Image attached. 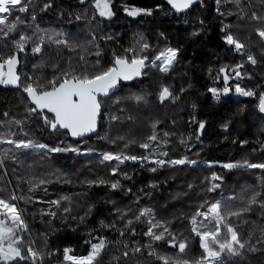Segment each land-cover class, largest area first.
Instances as JSON below:
<instances>
[{
	"label": "trees",
	"instance_id": "1",
	"mask_svg": "<svg viewBox=\"0 0 264 264\" xmlns=\"http://www.w3.org/2000/svg\"><path fill=\"white\" fill-rule=\"evenodd\" d=\"M46 2L52 3L53 7L46 12H42L41 8ZM259 2L261 0H244L243 12L235 15V20L230 18L225 20L223 16L217 15L215 0H209L202 5L196 6L187 15L203 21L204 26L198 27L195 25H182L184 23V21H181L182 18H179L171 10L165 3V0H112L115 15L110 20L99 17L98 13H95L92 0H88L87 5H81L79 0H32L33 8H30V11L36 13V23L41 28L69 33L77 45L86 44L91 39L90 33L95 32L102 55L100 57L87 55V59L89 61L99 59L101 61L100 66L103 67L111 64L113 51L119 54L123 49L135 44L133 35L138 29L141 31V34L146 32L144 37L151 43L152 47L179 48L180 62L177 64L179 67L176 68V73L179 72V74L177 75L178 81L173 87V91L178 92L182 87L187 88L190 83L191 88L189 91L185 92L181 96L180 101L174 104V106L168 102L160 106L161 104L158 102L153 106L154 110L151 113L147 109L140 110L141 116L138 118L139 122L135 120V125L131 129L124 125H117L115 135L117 133L125 134L130 132L131 136L137 141V143L131 145L134 146V152L136 153L127 154L145 155V150L138 145L139 142L146 141L153 131L148 123L150 132H142L147 127V116H149L148 119L152 118L155 121H164L170 127L171 123L167 121V116L169 115L173 121L177 119L178 126L185 129L183 132L186 135L182 143V141L176 140L177 137L170 128L164 127L161 123L155 129L158 135V142L154 150L157 153L162 150H168L169 157L164 159H169L174 147H177L178 152L182 156L186 155L194 160L199 156L201 157L199 159H203L205 146L213 144V158L217 162V167L211 168L199 164L195 167H190L189 165L179 168L163 167L158 168L156 172L150 170L154 167L152 164H144V166H141V164H131V166L126 168H118L117 174L113 176L107 170L109 165L107 163L102 164L97 160L88 161L87 159L74 157L72 153L66 156L62 153L53 154L56 162L62 163L68 169H71L72 172H77V181L74 184L68 182L49 183L47 185L48 194L45 195L43 192L38 191L36 195L44 200L56 199L61 195L71 196L73 201H78L80 207H77V205L72 206V211L68 214L69 216H84L89 206L94 207L91 214L85 217L83 223L78 219L71 218L65 223L61 218L62 214L58 213L56 219L49 224L47 222L49 218L47 216L42 217L39 213L40 208L47 209L49 207L47 204H33L29 211H25L27 221L37 235V241L34 240L39 250L45 251V234H47V251L54 253V255L45 257L44 264H64L63 249L66 247L72 248L75 255H86L90 250V246L85 244L84 241L88 239L89 232L93 236H106L109 241L118 242L106 253L103 264H115V258L120 257L123 251V244L125 243L130 247H135L137 244L141 246L146 245L148 237L143 235L147 227L145 224L134 223L135 235L125 230V237H120L118 231V229L123 228V221L118 219L119 214L116 209L118 207L120 209L131 207L133 211L130 215L135 214L138 206L133 201L137 198H140V205L150 206L155 210L157 219L162 222L174 221L169 226L177 233L178 239L182 238L179 235L181 232L183 233V237L188 238V248L184 254H179L177 249L171 248L163 242L160 243L158 252L173 260H180L181 264L184 261H188L189 264H195L200 259L203 250L200 247L199 238L190 232L188 226L189 217L194 214V211L206 197L214 201L221 199L230 191H234L236 196L239 197L242 192L255 190L260 193L258 199L264 200V183H262L264 181V171L259 169H234L229 171L220 167L223 163L244 159L252 162L264 160V152H260L258 149L260 145L264 144V129L260 128L257 120L252 122V119L243 116L226 123L227 120L233 117L235 105L238 103L233 96L236 84L239 83L240 87L257 91L258 94L262 93L264 92V71L251 76L252 78L249 80L243 77L240 82H237V77L233 71L227 72L229 76L227 86L231 91L227 96L223 95L221 103L214 106L208 112L202 110L203 106L213 105V102H215L209 89L216 87L222 93L225 86L224 73H220L219 69L223 66H228L229 71L232 66L242 62L239 60L240 55L233 54L229 46L224 43L222 39L224 35L221 31L222 27L226 24H233L235 28H238L237 31L240 30L236 22L246 12H250L253 8L257 9ZM126 6L146 7L151 9L153 14L151 16L135 18L129 17L124 11ZM85 10L87 11L88 18L96 14V21H92L89 24L83 19L80 21L75 19V15L82 14ZM16 15L24 16L26 14L12 13L13 17ZM29 23H31L30 20ZM250 25V23L244 22L242 32L247 30ZM193 32H199V35H193ZM104 35H112L114 39L100 40L99 37ZM247 35H249L248 31ZM0 45H2L1 42ZM8 51L9 49L4 51L5 54ZM79 53L80 48L77 47L76 52L64 50L61 54L64 58H72L75 62ZM54 54L55 51L53 50L49 54L48 59L51 60ZM34 63L38 64L39 60L37 57L32 56L31 52L28 53L27 57L21 54V66L18 72L27 73L28 75H33L34 72H43L46 76L51 75L52 69L50 67L43 69L36 68L34 70ZM209 69H211V74L209 73ZM148 70L147 68L146 73H148ZM240 71L247 74L244 67ZM159 76L152 75L151 80L149 77L146 78L145 75L141 80L131 85H123L122 90L118 94L106 101L123 96L127 89L138 90L140 88L146 91L150 98L156 99L158 96L157 82L159 81ZM175 76L176 74L171 77L175 78ZM180 78L182 79L180 80ZM23 80L24 76L22 75L21 81L23 82ZM249 101L255 102L252 98L245 99L243 102ZM29 106V101L22 88L19 90H7L3 85H0V121L4 122L3 125H0V132L9 130L15 134V139H27L25 137L18 138V136L22 135L23 131L27 129L28 121L29 126L38 132V136L42 137L45 143L50 145L58 143L62 137H58L45 127L42 119H38L35 115H32L25 120V115H27L25 112H27L26 109ZM130 106L131 104H128L127 112H129ZM5 112L8 113L7 117L3 115ZM256 112L258 120L262 121L261 114L257 108ZM104 119L105 112H103V119L101 121V135L106 132ZM16 120L22 121V127L14 123ZM197 122L205 123L202 133L198 130ZM225 124L228 125L227 129L223 127ZM165 133H168V135L165 136ZM63 137L67 138V145L80 146L83 150L91 146L96 148L97 152H115L121 148L119 144L113 146L97 139V137L87 139V143L84 142L85 140L74 142L69 135ZM165 140L167 141V149L160 143V141ZM243 141H247V143L244 144L242 143ZM131 146L126 150L130 149ZM0 149L14 150L12 145L8 144L6 147L0 144ZM253 149L256 151H253ZM7 156L11 157L12 165L9 166V161L6 160V156H3L5 165L4 167H0L5 171L0 169V187L5 188L6 192L15 189L18 194L22 189L27 194L28 184L23 182L25 176L20 172V167L27 161V158L11 154ZM213 172L224 177V185L221 190H218L219 194L200 192L199 189L205 187L204 178L210 177ZM121 173H126L128 178ZM117 179L123 187L113 190L110 187V182ZM99 180H104L106 183L99 184L94 182ZM17 182L19 185L16 184ZM190 183L198 187L189 191L188 185ZM153 184L158 185V187L152 188L151 185ZM129 188L131 192L127 191ZM184 192H188V195L176 198L178 193ZM146 193H151L150 199L145 195ZM235 194L233 195L235 196ZM239 206L240 201L237 199L233 207ZM101 221L106 225L114 223L116 227L102 228ZM231 223L236 227L242 239L251 236L252 244L258 248H264V243L259 242L262 239L260 228L264 227V209L253 206L250 212L244 213L238 219L233 217ZM246 255L247 258L241 260L240 264H264V252L246 253ZM139 262L140 264H162L155 257L147 256V249L139 256ZM131 264H136L135 258Z\"/></svg>",
	"mask_w": 264,
	"mask_h": 264
},
{
	"label": "snow or ice",
	"instance_id": "2",
	"mask_svg": "<svg viewBox=\"0 0 264 264\" xmlns=\"http://www.w3.org/2000/svg\"><path fill=\"white\" fill-rule=\"evenodd\" d=\"M203 0H200L202 3ZM217 5L220 0H216ZM240 8V0H230ZM81 5H87L88 0H79ZM171 8L177 13H186L189 9L197 4V0H167ZM264 4V0H261ZM95 13L99 17L112 19L115 15L112 7V0H92ZM50 2H46L42 8V12H46L52 8ZM32 0H0V85L5 87L13 86L22 88L27 94L29 107L27 112L29 116L35 115L38 119H42L45 127L50 129L58 137L70 135L78 140L90 137L91 134H96L97 139L105 141L113 146L120 145V151H99L100 163L117 161L118 164H123L125 161H139L141 166L144 162L154 165L150 170L156 172L158 168H163L165 165L197 166V160L190 159L188 156H183L176 159H164L169 157L168 150H162L158 153L154 150L158 142V135L155 131L158 121L152 123V133L144 142H139V147L144 149L145 155L127 154L123 149L129 148L132 144L137 143L136 139L131 136V133L116 135L112 134L113 122L118 125H124L131 129L135 125V117L127 112V104L121 105V98H117L114 103L121 105L118 111L124 113V119L120 116L112 114L109 108V101L104 98H109L116 95L118 86L123 87L122 82H130L137 78L147 75L146 68H155L160 73L165 75L172 73L175 66L180 62L179 48L166 47L160 50L153 59L149 58L147 53L151 50V45L143 35H139L134 45L123 49L121 53L112 52L111 64L107 67L100 66L99 59L89 61L87 55L100 57L102 51L97 40L95 32L90 33L91 39L86 44L77 45L72 35L62 31H56L47 28H41L36 23L37 15L34 11ZM243 12V8L240 9ZM124 11L129 17L151 16L152 10L146 7H125ZM219 12V7L217 8ZM13 12L22 15L12 16ZM220 15H224L220 12ZM250 20L255 22V31L261 42L264 43V15L253 11L250 14ZM77 21L85 20L87 23L96 21L97 16L93 14L88 18L87 11L82 14L75 15ZM29 20L31 23H29ZM203 24V21H201ZM231 25H224L221 31L224 33L222 39L241 56H246L247 62L252 66L257 65L256 56L250 52H246V45L231 32ZM163 35V34H161ZM193 35H199V32H193ZM100 40H113L112 35H104L99 37ZM77 47L80 48V53L76 61L72 58H64L62 51L76 52ZM4 49H9L5 54ZM55 51L52 59L49 60L50 53ZM31 52L32 56L37 57L39 63L33 64V69H43L50 67L52 73L46 76L41 73L28 75L17 71L21 63V54L27 57ZM244 67V63H238L232 68L235 76L243 78L246 73H242L240 69ZM220 73H224V88L222 94L227 96L231 89L227 86L229 81L228 66H223L219 69ZM211 74V69H209ZM24 76L23 82L21 76ZM252 77L249 75L248 79ZM191 84L187 88H180L178 92L173 91L169 86L162 85L159 89L157 99L160 104L168 102L176 104L180 101L181 96L189 91ZM209 91L213 94L217 101L220 100L221 91L216 88H211ZM235 92L240 96L254 97L258 99V104L255 105L258 112L261 114V120L264 121V92L257 94L254 90L240 87L239 83L235 86ZM125 101H129L133 106L139 109L142 106H147L150 101L147 94L129 93L123 97ZM103 112H108V131L103 135L100 133L102 127ZM241 113L244 109H240ZM8 116V113H3ZM0 121V125H3ZM15 124L22 127V121L16 120ZM198 130L202 133L205 128L204 122H197ZM227 129L228 125H223ZM25 137L28 136L24 132ZM168 133H165L167 136ZM15 134L9 130L0 132V144L13 145L15 149L26 152L29 155L36 154L42 160H51L53 154L74 153L76 155L91 156L98 150L94 147H88L82 151L80 146L71 144L64 145V140L59 139L55 145L40 142L33 138L15 139ZM199 139V137H197ZM87 143V140L84 141ZM122 142V143H121ZM164 148L167 149V141H160ZM183 143V141H182ZM242 143L246 144L247 141ZM7 149L6 152H10ZM253 151H256L253 149ZM264 152V146L260 148ZM163 157V158H161ZM4 161V157L0 156V164ZM217 162H208L207 167L211 168ZM223 169L232 171L234 169H259L264 171V160L260 162H252L244 159L236 162L223 163L220 165ZM118 167L112 166L111 172L115 176ZM126 178V173H121ZM23 182L28 184L27 194L21 189L19 194L15 189L5 193V189L0 187V264H44L46 256L54 255L47 251V234H45V251H40L35 248L36 241L31 238L29 223L25 218L26 209L21 206L24 204H47V209L40 208V215L47 216L48 223L51 224L56 219L58 213H61L62 220L66 223L69 218L78 219L81 223L85 221V217L90 215L94 206H89L84 216H69L72 208V197L69 195H61L56 199L44 200L37 196L38 191L48 194L47 185L51 182L41 175H33ZM95 183L104 184V180L94 181ZM264 183V181H262ZM205 187L199 189L202 193H216L221 190L224 185V177L217 175L215 172L210 177L204 178ZM110 187L113 190L122 188L120 181L117 179L110 182ZM152 188H157L158 185H151ZM198 186L190 183L188 190ZM131 192V189H127ZM148 198H151V193H146ZM188 195V192L178 193L176 198ZM260 193L252 190L250 192H242L239 197L230 196L222 197L221 199L211 201L207 197L194 214L189 217L190 232L199 238V244L203 250L200 259L195 264H240L241 260L247 258L246 253L264 252V248H258L252 244L251 236L244 239L240 237L236 227L231 223L233 217L239 218L244 213L251 211L253 206L264 209V200L258 199ZM239 199L240 206L233 207V204ZM138 207L135 214L132 213V208L116 209L118 219L123 221V228L118 229L119 236L125 237L127 230L132 235H135L134 223H143L145 228L143 235L148 237L146 245L130 247L128 244H123V251L120 257L115 258V264H131L135 258L136 264H140L139 256L147 249V256L155 257L162 264H181L180 260L161 255L158 252V247L161 242L171 248L177 249L179 254H184L188 248V238L183 237L181 232L178 239L177 233L169 226L174 221H161L157 219L155 210L150 206L140 205V198L133 201ZM247 223V221H245ZM101 227L115 228L116 225H106L101 221ZM74 230V229H73ZM262 239L259 241L264 243V227L260 228ZM28 236L26 239L25 236ZM90 246V250L86 255H75L72 248L63 249V260L67 264H103L104 257L111 248L118 242L109 241L106 236H93L88 233V239L84 241ZM183 264H189L184 261Z\"/></svg>",
	"mask_w": 264,
	"mask_h": 264
},
{
	"label": "rangeland",
	"instance_id": "3",
	"mask_svg": "<svg viewBox=\"0 0 264 264\" xmlns=\"http://www.w3.org/2000/svg\"><path fill=\"white\" fill-rule=\"evenodd\" d=\"M254 1H256V0H254ZM215 3H216V9L219 7V12L216 11L217 15H220V12H223L224 15H220V16H223L225 18V20L227 18L235 20L236 19L235 15H239V14L242 13L240 9L243 8L244 0H240V8L236 7V4L233 3V2H230V0H220V4L219 5H217V2L215 0ZM259 5H260V7H259ZM253 11L257 12L258 14L264 15V4L259 2L257 9L253 8L250 12H248V13L246 12V14H244L243 16L240 17V19L236 22V24H238V27H240V30L237 31L238 28H235V26L233 24H230L232 26L231 27V32L235 36V38L239 39L242 43H244L247 46L245 51L254 54L256 56V59L258 60L257 65L252 66L250 63L247 62V59L245 58L246 56H241L240 55V59L239 60L244 63V68L247 71V74L243 76L246 79H248L249 75L250 76H254L257 73H259L260 71L261 72L264 71V43L261 42L260 38L256 34L255 27H254L255 22L251 21L250 18H249L251 12H253ZM186 15H189V13L186 14ZM182 16H184V15H182ZM227 16H231V17L234 16L235 18H231V17H227ZM181 21H184V23L182 25H186V26H189V25H195V26H198V27L204 26V23L201 24L202 20H197L196 18H194L192 16H185L184 18H182ZM244 22H248L251 25L247 28V30L242 32V29H243L242 25H243ZM247 31H248L249 35H247ZM144 34H146V32ZM144 34H141V31L138 29L133 35L134 36V43L138 39L139 35H143L144 36ZM1 44H2V42H1ZM149 44L151 45V43H149ZM164 48H166V47H151V50L147 53V55H149L150 59H153L155 57V55L160 50H162ZM6 50L7 49H4V51H6ZM232 53L233 54H238L234 50H232ZM177 67H179V65H176L175 68L173 69L172 73H169L167 75H165L163 73H160L155 68H148L149 70H148V73L146 75V78L149 77L152 80V75H160L159 76V81L157 82L158 92H159V89H160V87L162 85H167L173 90V87L175 86V84L178 81L177 80V75L179 74V72L176 73L177 72V70H176ZM233 67H235V65L232 66V68ZM232 68H230V70L228 72H230V71L232 72ZM174 74H176V76H175V78H172L171 76H173ZM168 76H170V77L168 78ZM181 79L182 78H180V80ZM211 88H216V87H211ZM242 88H244V87H242ZM245 89H247V88H245ZM255 92H257V91H255ZM129 93L147 94V92L144 91L141 88L138 89V90L127 89V90H125L123 96L118 97V98H121V105L127 104V107H128V104H131V106L129 107V113H131L135 117V120L137 122H139L138 118L141 116V114L139 112L140 110L147 109L151 113L154 110L153 106L156 103L159 102L157 98L156 99L150 98V96L147 94L150 103L147 106H142L139 109H137V108H135L133 106V104L131 102L125 101L123 99V97H125ZM257 94H258V92H257ZM211 95L213 96L212 93H211ZM222 96H223V94L221 93V97H220L219 101H217L215 99V97L213 96V99L215 101V102H213V105L203 106L202 110L204 112H208L214 106H216L219 103H221V101L223 100ZM233 96H234V99L238 103L235 105V111H234L233 117L231 119L227 120L226 123H229L231 120H234L235 118L245 116V117H249L250 119H252V122L257 120L259 122V124H260V128L262 127L264 129V123H262V121L258 120V115H257V112H256L255 105L258 104V99L254 98V97L240 96L239 94H237L235 92V89H234V95ZM251 98L253 100H255V102H253V101L243 102L245 99H251ZM116 99L117 98H115L113 100H110L108 106L112 110V114L118 115L122 119L124 117V113L118 111V109L120 108L121 105H117V104L114 103V101ZM172 105L174 106V104H172ZM160 106H163V104H161ZM240 109H244V111L241 113ZM25 113H27V115H25V120H27V117L29 118L30 116H29L28 112H25ZM108 115H109V113L105 112L104 127H105L106 131H108V128H109ZM170 117L171 116H169V115L167 116V121L169 123H171L170 127L168 126V124L166 125L164 121H160V120L158 121L159 122L158 125H160L162 123L164 125V127L170 128L174 132V134L176 135V137H177L176 140H179L181 142L184 139L185 135H186L185 132H183L185 129L183 127L178 126L177 119H175L173 121ZM148 118H149V116H147V119H146L147 120V122H146V126L147 127L142 132H148L149 131L148 123L150 124V127L152 128V123L156 122L154 119H152V118L148 119ZM170 120H171V122H170ZM117 125H118L117 122H113V126H112V134L113 135H115V133H116ZM23 132H27L28 136L25 137L22 134V135H19L18 138H24V137L25 138H33V139H36V140H38L40 142H44L45 143V140H43L42 137L38 136V132L35 131L34 129H32L31 126H29L28 121H27V129L24 130ZM61 139H63L64 140V144L67 145V142H66L67 138L66 137H62ZM6 145L7 144H3V146H5V147H6ZM262 146H264V144L260 145V147L258 148L259 151H260V148ZM12 147H13L14 150H11L10 152H6V150H1L0 149V156H6V158H7L6 160L9 161L8 162L9 166L12 165L11 164L12 160H11V157L7 156V155L11 154V155H14V156H17V155L19 156L20 155V156L26 157L27 161L25 160L26 162L23 163L22 166L20 167V172L22 173L23 176H25V180L30 178L33 175H41L42 174L44 176V178H46L49 181H51L50 183H52V182L66 183V182H68V183L74 184L77 181L76 180L77 179V174H76L77 172H72L71 169H68L62 163L56 162L54 160L53 155L51 157V160H42L39 157V155H36V154L29 155L26 152H22L20 150L15 149V147L13 145H12ZM134 149H135L134 146H131L130 149H128V150L124 149L123 151L125 153H136V152H134ZM120 150H121V148L118 149V151H120ZM213 150H214L213 144L205 146V150H204L205 155L203 156V159H199V158H201L199 156H197L198 158H196L197 166L199 164H202L205 167H207V163L208 162H215L214 158H213ZM82 151H83V149H82ZM62 154L65 155V156L69 155V153H62ZM72 154L74 155V157L87 159L88 161H90V160L100 161L99 152H96V153L92 154L91 156H85V155H79L78 156V155H76L74 153H72ZM181 157H183L182 154H180L178 152L177 147H174L173 152L171 154V158L172 159H176V158H181ZM105 163L109 164L108 167H107V170L110 173H112L110 171L112 166H117L118 168H120V167L126 168V167L131 166V164H140L139 161H136V162H134V161H125L123 164H118L117 161H111V162H105ZM144 164H148V163L144 162ZM4 165L5 164H4V161H3V164H0V166L4 167ZM189 166L191 167V165H189ZM165 167L172 168L171 165H165ZM176 167L179 168V167H184V166H176ZM213 167H217V163H215ZM0 169L5 171L1 167H0ZM247 170H252V169H247ZM247 170H245V171H247ZM243 183H246V182H243ZM16 184L19 185L18 182ZM11 190H13V189H11ZM233 194H235L234 191H230V192H227V194L225 196H223V197L234 196ZM235 196H236V194H235ZM75 200H77V199H75ZM32 205L33 204H24L23 202H21V206L24 207L26 209V211H29V209H30V207ZM75 205H77V207H80V205H78V201H73L72 200L71 208H72V206H75ZM25 218L27 220L26 214H25ZM29 229H30V233H31V238L35 239L37 241V239H36L37 235L35 234L34 229L32 228L31 225H29ZM25 238L26 239L28 238L27 234H26ZM33 246L35 248L39 249L37 247V243H35V245H33ZM64 264H67V262L64 261Z\"/></svg>",
	"mask_w": 264,
	"mask_h": 264
},
{
	"label": "water",
	"instance_id": "4",
	"mask_svg": "<svg viewBox=\"0 0 264 264\" xmlns=\"http://www.w3.org/2000/svg\"><path fill=\"white\" fill-rule=\"evenodd\" d=\"M207 1H209V0H203V2L200 3V0H197V4H194L193 7H192L191 9H189L186 13H177V12H175L174 9L171 8V5H169V4L167 3V0H165V3L171 8V10H172L175 14L182 16V15H185V14L190 13V12H191L196 6H198V5H202V4H204L205 2H207ZM20 66H21V63H20V65L18 66L17 71H19ZM146 71H147V68L145 69V72H146ZM141 79H142V77L137 78L136 80H133V81H130V82H122V85H131V84H133L134 82H136V81H138V80H141ZM240 81H241V78H238V77H237V82H240ZM3 87H4L5 89H7V90H19L18 88H15V87H13V86H8V87L3 86ZM121 90H122V87L118 86V90L116 91V94H118ZM25 95H26V97H27V94H26V93H25ZM111 97H112V95L110 94V97H109V98H104V99H105V100H108V99H110ZM102 115H103V110H102ZM69 137H70V138L72 139V141H74V142H81V141H83V140H87V139H91V138H93V137H96V134H91L90 137H86V138H83V139H80V140H78L77 138H73V137H71L70 135H69Z\"/></svg>",
	"mask_w": 264,
	"mask_h": 264
},
{
	"label": "built area",
	"instance_id": "5",
	"mask_svg": "<svg viewBox=\"0 0 264 264\" xmlns=\"http://www.w3.org/2000/svg\"><path fill=\"white\" fill-rule=\"evenodd\" d=\"M177 16H178V15H177ZM185 16H187V15H185ZM185 16H178V17H179V18H181V17L184 18Z\"/></svg>",
	"mask_w": 264,
	"mask_h": 264
}]
</instances>
